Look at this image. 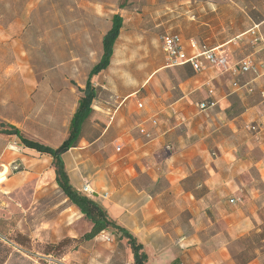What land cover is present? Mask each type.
Segmentation results:
<instances>
[{
  "label": "crops",
  "instance_id": "crops-1",
  "mask_svg": "<svg viewBox=\"0 0 264 264\" xmlns=\"http://www.w3.org/2000/svg\"><path fill=\"white\" fill-rule=\"evenodd\" d=\"M174 1L164 6L167 12L185 5L184 19L196 21L188 22L191 32H169L161 41L177 35L188 56L219 49L231 63L248 57L264 63L259 4ZM105 4L0 0V58L9 63L6 77L0 75V118L25 138L57 148L69 136L80 90L111 27L110 21L102 30L98 17ZM126 7L124 2L112 12L122 25ZM224 8L232 13L229 23L241 25L229 36L222 29ZM254 26L260 41L251 44ZM95 32L101 33L98 49ZM113 55L107 69L89 79L97 92L92 114L77 146L61 156L72 189L84 194L89 183V198L141 245L145 264H264V74L232 76L210 66L196 73L189 64L169 68L161 47L151 65L137 66L135 85L123 78L115 87L104 80ZM50 68L54 74L47 73ZM206 100L214 106L200 113L196 104Z\"/></svg>",
  "mask_w": 264,
  "mask_h": 264
},
{
  "label": "rangeland",
  "instance_id": "rangeland-1",
  "mask_svg": "<svg viewBox=\"0 0 264 264\" xmlns=\"http://www.w3.org/2000/svg\"><path fill=\"white\" fill-rule=\"evenodd\" d=\"M105 1L107 4L103 8L104 12L98 16L102 19V30L111 21L112 12L119 9L124 2L127 6L122 13L124 23L121 33L114 46L113 68L110 76L104 77L110 86H118L123 78L131 86L135 85L139 80L136 76L137 66L151 65L150 58L156 59L161 53V37L169 32H191L188 22L196 21V18L184 19L188 14L182 15L185 9L181 10V6L184 8L185 5L178 6L172 13L167 12L164 6L171 4L172 0ZM241 1L251 3L250 7L259 4L260 10L264 12V0L261 4V0ZM219 2L224 5L228 0ZM174 3L178 5L180 1L176 0ZM152 5L155 6L150 10L149 6ZM169 14L173 17L168 19ZM220 14L222 19L227 20L222 25L224 35L229 36L232 31L241 30L240 23H229L232 13L228 8L222 9ZM65 23L63 19L62 24ZM100 34L95 32V48L98 46ZM0 59V75L4 78L9 63L6 58ZM55 69L50 68L47 73L54 74ZM8 73L11 77L12 70ZM5 125L0 118V130ZM52 170L53 161L49 158L26 153L16 136L0 132V262L133 264V254L127 239L113 228L99 233L93 240L81 239L91 229L92 224L84 219L59 190ZM251 239H257V235H253Z\"/></svg>",
  "mask_w": 264,
  "mask_h": 264
},
{
  "label": "trees",
  "instance_id": "trees-1",
  "mask_svg": "<svg viewBox=\"0 0 264 264\" xmlns=\"http://www.w3.org/2000/svg\"><path fill=\"white\" fill-rule=\"evenodd\" d=\"M121 26L122 19L117 15H113L111 18V27L108 31H106V34L102 38L103 52L101 58L91 68L88 81L85 87L80 90L82 94L78 101V106L75 111L76 113L73 115L70 121L69 136L63 142H61L59 147L52 148L37 141L31 139L29 140L25 138L21 134V131L15 126L13 127L6 124L5 128L0 130V132L9 136L15 135L20 140L21 145H23L25 148L34 149L43 155L47 154L51 157L54 166L55 182L59 190L65 194L73 206L77 207L83 217L92 224L91 229L81 236L83 241L93 240L99 233L113 228L117 230L122 237L127 239L133 254V264H145L147 259L146 254L145 252H141L142 247L136 242L135 238L119 225H117L115 221L110 219L104 209L95 201L79 192L77 193L72 189L64 169L63 161L61 159V156L64 152L77 146V141L82 130L81 126L92 114L91 104L92 101L97 97V92L89 79L93 74H97L98 72L107 69L109 66L110 58L114 51L113 46L119 36ZM0 264H3V261H1Z\"/></svg>",
  "mask_w": 264,
  "mask_h": 264
},
{
  "label": "built area",
  "instance_id": "built-area-1",
  "mask_svg": "<svg viewBox=\"0 0 264 264\" xmlns=\"http://www.w3.org/2000/svg\"><path fill=\"white\" fill-rule=\"evenodd\" d=\"M250 34L252 39L250 41L251 44H255L260 41V36L258 34V28L254 26L250 30ZM161 47L165 56V61L167 62V67H177L183 66L185 64H189L193 71L196 73H200L205 67H214L218 68L221 71L229 72L232 76H238L243 74L252 73L255 76H260L262 73L264 74V63L256 62L252 58L248 57L243 59L240 62L231 63L228 61L226 55L221 52L219 49H211V50H201V52H197L192 56L186 55L184 53L181 40L177 35H169L164 36L161 41ZM234 86L237 84L234 83ZM208 95H212L211 89L207 90ZM262 101L264 102V94L261 96ZM214 106V102L206 100L201 103L196 104V109L200 113H204ZM141 107V104L138 105ZM248 130H255L254 126H248ZM146 138H150V134L144 130H141ZM168 148V147H167ZM83 195L87 197H91L93 195V191L91 190L89 183H84L82 188ZM231 203H235L233 200H229Z\"/></svg>",
  "mask_w": 264,
  "mask_h": 264
}]
</instances>
